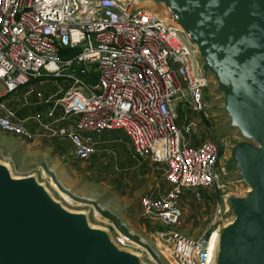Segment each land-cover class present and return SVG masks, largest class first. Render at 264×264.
Here are the masks:
<instances>
[{"label": "built area", "instance_id": "2783aa9c", "mask_svg": "<svg viewBox=\"0 0 264 264\" xmlns=\"http://www.w3.org/2000/svg\"><path fill=\"white\" fill-rule=\"evenodd\" d=\"M46 77L68 80L61 95L45 99L48 116L59 109V119L20 115L6 97ZM206 84L179 29L147 5L0 0V129L29 139L69 137L73 156L83 161L102 152L95 132L123 130L138 155L163 163L169 189L157 185L160 192L145 195L141 210L164 228L138 236L126 223L125 229L113 225L116 241L150 264H209L212 232L195 238L176 227L182 195L188 191L203 200L201 189H233L220 165V143L193 145L185 135L192 134L198 118L210 116ZM33 92L25 91L24 103ZM30 122L39 130H31Z\"/></svg>", "mask_w": 264, "mask_h": 264}, {"label": "water", "instance_id": "95a60500", "mask_svg": "<svg viewBox=\"0 0 264 264\" xmlns=\"http://www.w3.org/2000/svg\"><path fill=\"white\" fill-rule=\"evenodd\" d=\"M117 1L179 29L223 131L235 133L220 165L236 191L223 196L228 221L211 233L209 264H264V0ZM8 164L0 159V264H150L89 209H67L38 172L16 176Z\"/></svg>", "mask_w": 264, "mask_h": 264}, {"label": "rangeland", "instance_id": "374dc122", "mask_svg": "<svg viewBox=\"0 0 264 264\" xmlns=\"http://www.w3.org/2000/svg\"><path fill=\"white\" fill-rule=\"evenodd\" d=\"M53 82H55L53 78H41L34 84L30 82L24 85L19 91L32 87L35 93L28 98V108L22 110V107L20 110L27 114L43 108L38 103H34L37 102L36 92L42 91L47 97L55 91ZM58 83L63 84V81L60 80ZM206 99L210 107L209 118L206 120L198 118V125L192 130V134L185 133V135L190 136L197 143L202 141L220 143L223 152L229 147V138L230 140L234 138L235 133L223 131V120L218 116L217 108H215L218 105L217 99H211L207 95ZM12 101L13 99H11V104L16 106V102ZM215 103L216 105H214ZM182 122H184L183 112H180L177 123L182 127ZM210 131L213 132V136L208 133ZM39 138L34 141L37 138L29 139L26 136L8 133L0 129V159L12 165L16 176L28 175L32 171L40 174L43 172L56 198L62 200L69 210L97 208L98 219L91 211L89 216L91 223L95 224L94 226L100 225L109 228L112 234H114L113 225L125 229L124 223L134 228L138 236H149L152 232L164 228L156 219L144 216L141 210L142 198L146 194H150L156 188L157 183L163 182L164 168L162 165L157 166L148 161L149 170L143 177L142 163L135 164L123 157L122 151L125 150L123 140L115 142L118 144V148L114 150L116 154L109 157L106 162L102 159L100 161V157L96 155L90 160L79 161L74 165L73 159L65 161L59 158L55 150L56 145L51 144V141L48 143L47 139H41L48 138L47 136ZM127 146L131 151V143H127ZM123 163L127 167H123ZM209 190L213 195L214 191ZM203 191L205 202L197 200L198 203H195L193 208L190 207L191 209L189 208L188 212L182 215L181 222L176 226L183 233L195 238L209 235L219 224L228 221L225 215L226 204L223 196L236 191V188L233 185L231 190L218 191L214 201L211 199V202L206 201L208 194L204 189ZM191 203L193 204V202ZM188 205L190 204L188 203ZM162 263L166 264L164 261Z\"/></svg>", "mask_w": 264, "mask_h": 264}, {"label": "trees", "instance_id": "16d2710c", "mask_svg": "<svg viewBox=\"0 0 264 264\" xmlns=\"http://www.w3.org/2000/svg\"><path fill=\"white\" fill-rule=\"evenodd\" d=\"M33 93H35V91ZM39 93L41 95H39ZM23 94H24V91H17V92L12 93L11 95L7 96L6 99L9 100L10 104H11V99H13V101L16 102V106H14L13 104H11V105H12V107H14V109H17L18 110V113L20 115H28V113L27 114H24L22 112V110L24 108H28V105H29L28 100H27V103H24V96H23ZM29 96H28V98H29ZM36 98H37V102H34V103H38L39 106H43V108H41L39 110H35L34 112H39V111L42 112L47 107H49L50 104L45 102L46 96H44V94L42 93V91L36 92ZM21 108H22V110H20ZM208 133H210V135L213 136V132L210 131ZM100 138L101 139L100 140L98 139V141L101 142L100 143L101 144V147H103L102 148L103 149L102 152H100L98 154V157H100V161L102 159V161L104 160L106 162V160H108V158H109L108 151L109 150H112V149L116 150L118 148V144L115 143V142H118V141H122L123 140L125 142V144L123 145L124 148H125V150L122 151L123 157L125 159H127V160L133 161L135 164H138L139 160L140 161L143 160V163H142V175H143V177L148 173V170H149V162L148 161H150L151 164L154 163L157 166L162 165L163 168L165 167V165L163 163H158V162H154V161L151 162V159L152 158L149 155H146V156H140V155H138L135 152V148L133 147V145L131 143L130 137L123 130H104V131H101V137ZM127 143H131V146H132V150L131 151L129 150V147L127 146ZM195 144H199V143L195 142L193 145H195ZM104 149H106V151ZM109 152H111V151H109ZM79 161H83V160L74 159L72 161V163L75 165ZM122 166L123 167H127V165L125 163H123ZM204 190L207 191V194H208V196H206V201H208V202L210 201L211 202V199H213V201H214V198L216 197V193L213 192V195H212V194H210V190L209 189H204ZM200 192L203 193L204 192L203 189H201ZM197 200L198 199H196V198H191L190 199L189 204H190V207L191 208H193V205L195 203H198ZM203 201L205 202V195H204V199L201 200V202H203ZM191 202H193V204ZM201 202H199V203H201Z\"/></svg>", "mask_w": 264, "mask_h": 264}, {"label": "crops", "instance_id": "0c3cea01", "mask_svg": "<svg viewBox=\"0 0 264 264\" xmlns=\"http://www.w3.org/2000/svg\"><path fill=\"white\" fill-rule=\"evenodd\" d=\"M46 78H52V77H46ZM54 80H55V82H53V86L55 87V91H53L51 94H49L48 96H50V95H52V94H56V93H60V90H61V88H67V86H68V80H66V79H64V78H59V79H55V78H53ZM60 80H62L63 81V84H60V83H58V81H60ZM35 81H37V80H34L33 81V83H31V84H34V82ZM30 88H32V87H30ZM33 89V88H32ZM28 90V89H27ZM24 91H26V90H24ZM35 91V90H34ZM61 92H63V90H61ZM59 95H61V93L59 94ZM48 108L49 107H47L45 110H43L42 112H29L28 113V115H30V116H39V118H41V120L42 121H44V122H49V121H56L57 119H59V117L61 116V110H59V109H57L56 110V112H55V115L53 116V117H50V116H48V114H47V111H48ZM27 115V116H28ZM62 124L63 122H56V124ZM29 127H30V129L31 130H33V131H36V130H39V128L37 127V125L34 123V122H30L29 123ZM95 135V138H96V140H100L101 138V132H95L94 133ZM38 139H40V138H37V139H34V141H36V140H38ZM41 139H47L46 141L48 142V143H51V144H54V145H56V151H57V154H58V156H59V158H62V159H64L65 161H70V160H74V159H76L74 156H73V145H72V143H71V140H70V138L69 137H59V138H54V137H48V138H41ZM189 140H190V142H191V144L193 143H195V141H193V139L189 136ZM29 141V140H28ZM51 141V142H50ZM29 142H31V140L29 141ZM101 143V142H100ZM200 144V143H199ZM195 145H198V144H195ZM103 147H101V150H103L102 149ZM105 151H106V149H104ZM109 151H111V152H109ZM108 151V156L109 157H111V156H115V154H116V152L114 151V149H112V150H109ZM98 155V154H97ZM96 156V155H95ZM151 161H154L153 159H151ZM139 162L140 163H143V160L142 161H140L139 160ZM155 162V161H154ZM33 172V171H32ZM44 174V173H43ZM45 175V174H44ZM43 175V176H44ZM162 175H163V182L161 181V184H159V183H157L156 184V188H154L153 189V191L149 194V195H156V194H158L160 191H163V192H166L168 189H169V186H168V184H166L165 183V177H164V173H162ZM157 185H160V187H161V190L157 187ZM160 190V191H159ZM147 195V194H146ZM192 198V194L190 193V192H188V191H185L184 193H183V195H182V199H181V201H182V209H183V214L184 213H187L188 212V209L190 208V205H188V203H189V201H190V199ZM191 209V208H190ZM92 210H94V209H91V211ZM94 212H96V211H94ZM98 215V214H97ZM96 215V216H97ZM97 219H98V216H97ZM110 225H112V224H110Z\"/></svg>", "mask_w": 264, "mask_h": 264}, {"label": "bare ground", "instance_id": "6f19581e", "mask_svg": "<svg viewBox=\"0 0 264 264\" xmlns=\"http://www.w3.org/2000/svg\"><path fill=\"white\" fill-rule=\"evenodd\" d=\"M2 161H3V160H2ZM4 163L7 164V165L9 166V164H8L7 161H6V162L4 161ZM14 175H15V174H14ZM62 204H63V203H62ZM63 205H64V204H63ZM64 206H65V205H64ZM66 207H67V206H66ZM67 209H68V207H67ZM73 211H74V210H73Z\"/></svg>", "mask_w": 264, "mask_h": 264}]
</instances>
